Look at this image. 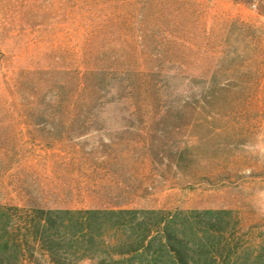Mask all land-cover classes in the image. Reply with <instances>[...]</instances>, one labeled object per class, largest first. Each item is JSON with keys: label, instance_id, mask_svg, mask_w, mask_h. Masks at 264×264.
I'll return each instance as SVG.
<instances>
[{"label": "rangeland", "instance_id": "1", "mask_svg": "<svg viewBox=\"0 0 264 264\" xmlns=\"http://www.w3.org/2000/svg\"><path fill=\"white\" fill-rule=\"evenodd\" d=\"M0 204L228 208L264 254V0H0Z\"/></svg>", "mask_w": 264, "mask_h": 264}, {"label": "trees", "instance_id": "2", "mask_svg": "<svg viewBox=\"0 0 264 264\" xmlns=\"http://www.w3.org/2000/svg\"><path fill=\"white\" fill-rule=\"evenodd\" d=\"M232 212L0 204V264H248Z\"/></svg>", "mask_w": 264, "mask_h": 264}]
</instances>
